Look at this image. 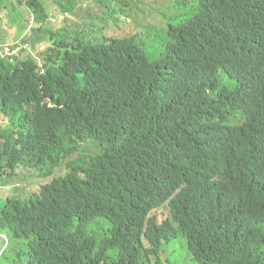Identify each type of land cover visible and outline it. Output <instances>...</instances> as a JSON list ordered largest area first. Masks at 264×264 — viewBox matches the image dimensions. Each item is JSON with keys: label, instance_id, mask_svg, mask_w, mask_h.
Here are the masks:
<instances>
[{"label": "trees", "instance_id": "1", "mask_svg": "<svg viewBox=\"0 0 264 264\" xmlns=\"http://www.w3.org/2000/svg\"><path fill=\"white\" fill-rule=\"evenodd\" d=\"M195 2L151 59L138 36L60 37L40 0H0L7 16L32 10L23 43L51 37L0 56V116L15 125L0 132V190L49 179L1 198L0 264H164L178 234L196 264H264V0Z\"/></svg>", "mask_w": 264, "mask_h": 264}, {"label": "rangeland", "instance_id": "2", "mask_svg": "<svg viewBox=\"0 0 264 264\" xmlns=\"http://www.w3.org/2000/svg\"><path fill=\"white\" fill-rule=\"evenodd\" d=\"M40 1L45 6L48 15L55 19V22H52L53 25L47 24L48 31L63 32V34L59 32L60 37L69 36L71 33L73 38L76 32L81 31V34L84 35L83 40H90L93 43H109L116 38L138 36V44L143 47L151 59H156L162 54L168 42V36L166 35L170 25L185 18L183 16H186L187 12L197 5L195 0H188L194 2L185 7L176 3V1L180 0H121L126 1L127 6H123L122 3L120 4L116 1H108L102 5L95 3L93 0ZM75 2H77L75 4L76 9L69 14H65L64 18L58 19V16H62L59 12V4L70 7V4L74 6ZM105 4L107 5L106 8L104 7ZM18 9L16 11L17 14L15 13L12 16H7L5 11L2 12L0 10V45L2 46L14 43L13 38H17L16 43L24 42L25 36L30 30V21H35V18L31 17L33 15L32 10L24 3L18 6ZM113 11H116V13L113 14ZM50 38L46 31H39L37 35L29 37L27 43L32 40V45L35 46L32 49L33 55L37 51L42 50L45 45L47 47ZM14 127V123L0 116V132L10 133ZM80 147L81 152L89 156L100 152L98 142H81ZM81 157L82 154L77 152L66 158L57 169L56 175H65L68 169L67 165ZM30 175L29 173L23 174L22 178L17 180V185L9 186L4 191L0 190V201L1 198L6 199L5 197L28 198L39 186L46 185L49 181V179L41 176L37 179H30ZM2 203L4 202H0V204ZM162 212L165 213V217L169 216L170 210L168 206L158 211L160 220L162 219ZM7 244H9L8 239L3 240L0 238V250H5L4 248ZM160 256L164 264L167 261L169 264H196L188 252L186 239L180 234L168 246L161 249Z\"/></svg>", "mask_w": 264, "mask_h": 264}, {"label": "built area", "instance_id": "3", "mask_svg": "<svg viewBox=\"0 0 264 264\" xmlns=\"http://www.w3.org/2000/svg\"><path fill=\"white\" fill-rule=\"evenodd\" d=\"M24 50H30V45L28 43L17 42L12 46L5 45L1 46L0 49V56L1 58H14L16 56H19ZM11 62H13L11 60ZM5 239H8L6 236H4Z\"/></svg>", "mask_w": 264, "mask_h": 264}, {"label": "crops", "instance_id": "4", "mask_svg": "<svg viewBox=\"0 0 264 264\" xmlns=\"http://www.w3.org/2000/svg\"><path fill=\"white\" fill-rule=\"evenodd\" d=\"M69 14V13H68ZM65 14H63L62 16H59V19H62L64 18Z\"/></svg>", "mask_w": 264, "mask_h": 264}, {"label": "water", "instance_id": "5", "mask_svg": "<svg viewBox=\"0 0 264 264\" xmlns=\"http://www.w3.org/2000/svg\"><path fill=\"white\" fill-rule=\"evenodd\" d=\"M1 158V157H0ZM2 171V167H0V172Z\"/></svg>", "mask_w": 264, "mask_h": 264}]
</instances>
